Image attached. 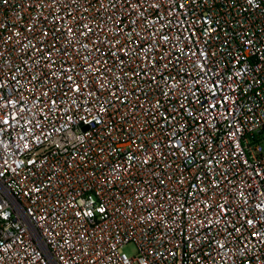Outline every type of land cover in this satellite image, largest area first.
<instances>
[{
    "label": "built area",
    "instance_id": "built-area-1",
    "mask_svg": "<svg viewBox=\"0 0 264 264\" xmlns=\"http://www.w3.org/2000/svg\"><path fill=\"white\" fill-rule=\"evenodd\" d=\"M0 264H264V0H0Z\"/></svg>",
    "mask_w": 264,
    "mask_h": 264
},
{
    "label": "rangeland",
    "instance_id": "rangeland-1",
    "mask_svg": "<svg viewBox=\"0 0 264 264\" xmlns=\"http://www.w3.org/2000/svg\"><path fill=\"white\" fill-rule=\"evenodd\" d=\"M124 251L129 255V256H135L137 254V249L135 245L129 244L124 247Z\"/></svg>",
    "mask_w": 264,
    "mask_h": 264
}]
</instances>
